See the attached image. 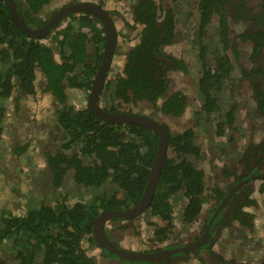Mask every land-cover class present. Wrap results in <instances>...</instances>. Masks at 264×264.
<instances>
[{
  "label": "flooded vegetation",
  "instance_id": "af4514ba",
  "mask_svg": "<svg viewBox=\"0 0 264 264\" xmlns=\"http://www.w3.org/2000/svg\"><path fill=\"white\" fill-rule=\"evenodd\" d=\"M54 1L50 0L38 13L40 18L46 20L41 26L60 9L85 2L93 3L109 14L116 35L109 69L115 63L113 61L119 58L115 67L116 70L121 68L126 52L142 43L144 25L133 17L132 6L136 0H132L128 14L111 10L105 0H57L56 4ZM244 1L245 6L239 0H155L157 20L162 21L167 13L171 16L173 37L160 46L154 63L158 65L165 55L171 57L180 68L184 67L165 71L166 96L179 92L180 99L184 101L179 114L174 115L173 110L159 111L165 97L158 99L155 106L143 98L124 104L117 110L112 109L115 101L104 100L103 97L99 99L100 105L108 112L146 115L166 127L168 145L162 169L166 161L173 158L176 162L185 160L200 173L191 181L194 184L187 183L189 177H184V167L178 169L177 174L167 175L173 181L169 184L178 186L164 199L169 202V214L166 215L165 211L160 214L150 206L158 191L160 194L165 193L164 186L159 182L160 172L152 199L143 210L103 222L101 233L110 244L119 250L144 254L143 258L150 259L129 261L100 247L95 238V224L102 212H126L137 205L144 193L152 164L145 182L142 178L131 181L119 175L120 186L107 180L99 187H88L76 181L75 171L71 167L59 179L54 178L44 159V164L41 161L37 165V172L30 174L36 198L28 204L19 202L15 207L23 206V210L30 205L37 206L39 202L53 207L64 200L68 207L83 204L95 210L96 206L102 204L96 209L98 213L92 220L91 233L82 240L85 254L96 264H264V114L258 108L260 99L256 94L259 88L264 89V49L254 43L252 35L260 20L259 0ZM86 14L96 18L86 11H74L67 15L78 17ZM77 17L73 23L75 26L79 19ZM97 21L94 25L102 29L100 33L104 38V50L106 36L101 22ZM66 23L62 18L48 34ZM29 25L40 27L32 23ZM119 36L126 39L122 47L118 44ZM216 66L225 69L224 72L220 69L224 75L220 77L219 83L213 79L207 88V94L213 102L212 107L206 108V93L204 95L198 80L208 69L214 74ZM109 69L105 81L109 73V77L114 73ZM105 91L109 92L107 89ZM76 98L72 100L76 102L73 104L88 106V95L80 93ZM49 99L53 102L52 98ZM53 122L50 125L55 136L56 122ZM121 131L124 138L131 139L128 128ZM181 135L188 136L186 143L191 146V151L197 150V153L178 154L174 151L171 142ZM51 137L43 140V151L52 149L54 142L60 143L58 136ZM90 159H84L86 166L91 163ZM120 166L124 169L122 163ZM144 171L147 172V169ZM108 172L107 176L113 178L111 171ZM141 182L144 183L142 195L137 202L132 203L126 194L130 189H141ZM17 194L21 197L19 194L22 193ZM112 196L119 200L113 203V206L118 207L107 205ZM9 198L14 197L9 195ZM190 207L195 211L194 215L189 213ZM1 210L21 215L20 211L14 212L12 206ZM162 215H166L165 219ZM9 245L7 241L0 244V264H16L14 257L10 256ZM170 252L172 254L168 258L162 259ZM155 253H158L155 258L150 257V254Z\"/></svg>",
  "mask_w": 264,
  "mask_h": 264
},
{
  "label": "trees",
  "instance_id": "16d2710c",
  "mask_svg": "<svg viewBox=\"0 0 264 264\" xmlns=\"http://www.w3.org/2000/svg\"><path fill=\"white\" fill-rule=\"evenodd\" d=\"M49 1L15 0L24 21L37 26L46 21L38 13ZM239 1L245 6L244 0ZM134 3V20L144 25L142 43L126 52L121 68L116 70L115 66L110 67L109 71L114 73L110 77L109 73L100 98L115 101L112 109L117 110L124 104L143 98L155 106L158 99L165 97L158 110H173L174 115H177L182 111L184 101L180 99L179 92L166 96L165 71L169 68L179 69L180 66L165 55L158 65L154 63L160 46L173 37L171 16L167 13L162 21H158L155 0H136ZM100 5L103 3L100 2ZM258 8L260 20L252 35L254 43L264 49V0H259ZM110 13L117 14L114 11ZM204 14L207 15L205 12ZM75 17L77 16L65 17L66 25L50 34L29 37L11 21L8 8L0 0V135L8 109L6 103L13 102L11 108L19 113L23 105L21 100L34 96L36 89L40 87L43 94L53 100V119L57 130L54 137L60 138L59 144L54 142L52 149L43 151L46 165L54 178L59 179L71 167L75 171L76 181L88 187H99L107 180L120 186L119 175L131 181L142 178L145 182L156 152L157 135L140 125L104 122L87 105H75L76 102L72 101L75 92L79 96L80 93L88 95L102 59L104 42L100 33L102 29L94 25L98 23L96 18H90L88 14L78 16L75 26ZM166 30L168 31L165 32ZM260 68L262 66L258 69ZM220 69L223 72L225 70L216 66L217 71L212 74L208 69L198 80L204 95L206 93V108L212 107L213 102L207 94V88L211 86L213 79L220 82V77L224 75ZM256 94L260 99L258 108L264 114V89L259 88ZM125 128H128L131 139L124 138L121 130ZM187 134L190 135V132ZM187 139L188 136L185 135L176 136L171 142L174 151L178 154L197 153V150L191 151V146L186 143ZM16 144L18 153L26 146L19 147L18 141ZM89 158L91 163L86 166L84 159ZM166 162L159 179L165 193L160 194L158 191L150 206L160 214L165 211L167 215L169 202L164 199L168 193L178 188L175 184H169L173 181L167 175L177 174V170L184 167V177H189L187 183L194 184L191 181L200 173L185 160L176 162L172 158ZM121 163L124 169L120 166ZM108 170L113 178L107 176ZM143 185L141 182V189H130L128 194L125 193L126 198L132 203L137 202L142 195ZM108 200L109 207H118L113 206V203L119 201L115 196ZM63 201L53 207L39 202L37 206L30 205L21 209V215H14L7 210L0 211V244L7 241L11 245L9 253L16 264H96L85 254L82 240L91 233L92 220L102 204L91 210L83 204L68 207ZM189 213L194 215L195 211L190 207ZM166 215H162L164 219Z\"/></svg>",
  "mask_w": 264,
  "mask_h": 264
},
{
  "label": "rangeland",
  "instance_id": "374dc122",
  "mask_svg": "<svg viewBox=\"0 0 264 264\" xmlns=\"http://www.w3.org/2000/svg\"><path fill=\"white\" fill-rule=\"evenodd\" d=\"M105 1L109 3L111 10L127 12V14L132 4V0ZM56 2L57 0L54 1L55 4ZM117 40L120 44L119 47L126 43V39L120 36ZM119 59L114 60L115 65L112 63V66H116ZM73 96H75L74 99H77L76 92ZM21 103L23 105L19 113L11 109L13 102L7 104L4 127L0 135V159L3 158L0 161V210L12 206L15 209L14 212H19L23 207H15V204L19 202L28 204L33 201V198H36L35 191H32L35 186H33L34 182L31 180L30 174L37 172L35 170L37 165H40L42 160L44 161L42 146L43 144L45 146V141L43 140L51 135L54 137V129L50 125L54 123V109L51 100L43 94L40 87L36 89L34 96L26 100L23 99ZM17 141L20 143L19 147L26 145L19 153L15 149V146L18 145ZM17 192L22 193L19 194L21 197H18ZM9 195L14 198H9Z\"/></svg>",
  "mask_w": 264,
  "mask_h": 264
},
{
  "label": "water",
  "instance_id": "95a60500",
  "mask_svg": "<svg viewBox=\"0 0 264 264\" xmlns=\"http://www.w3.org/2000/svg\"><path fill=\"white\" fill-rule=\"evenodd\" d=\"M5 5L9 10V17L11 21L19 28V30L29 37H43L47 35L52 28H55L62 20V18L67 17L69 13H73L74 11H86L94 15L102 24V27L105 32V47L103 50V58L99 64V67L95 73L93 78V82L88 93V107L93 114L97 117L101 118L105 122H125V123H135L140 126H144L149 128L151 131L157 134L158 143L156 152L153 158V163L151 167V172L149 179L147 181L146 187L144 189V193L140 199V201L129 211L120 212L118 210L105 211L99 214L96 218L95 224V238L102 248H106L112 253H116L119 256L127 259L129 261L133 260H147L150 258L144 257V254H134L131 252H127L124 250H119L112 244H110L102 235L101 228L102 224L105 220L116 216H127L131 215L139 210H143L151 201L152 196L154 194V190L161 172L162 167L165 164L166 158V148L168 145V137L167 130L164 125L155 121L154 119L141 114L134 113H125V112H108L104 110V108L100 105V93L107 75V71L111 64L113 51L116 43V35L115 29L113 27V23L109 17V14L101 7L90 3L85 2L81 4H75L72 6H67L65 8L57 11L50 19L40 27H32L27 24L22 17L19 15L17 10V6L14 0H3ZM98 227V228H97ZM97 228V229H96ZM165 252V251H162ZM159 253V252H158ZM150 254V257L155 258L158 254ZM167 254V253H166ZM172 253H168V256H164L162 259L168 258ZM140 257V258H137ZM156 261V260H154Z\"/></svg>",
  "mask_w": 264,
  "mask_h": 264
}]
</instances>
